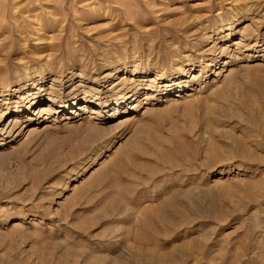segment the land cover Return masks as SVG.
Segmentation results:
<instances>
[{
	"label": "rangeland",
	"instance_id": "1",
	"mask_svg": "<svg viewBox=\"0 0 264 264\" xmlns=\"http://www.w3.org/2000/svg\"><path fill=\"white\" fill-rule=\"evenodd\" d=\"M0 264H264V0H0Z\"/></svg>",
	"mask_w": 264,
	"mask_h": 264
},
{
	"label": "bare ground",
	"instance_id": "2",
	"mask_svg": "<svg viewBox=\"0 0 264 264\" xmlns=\"http://www.w3.org/2000/svg\"><path fill=\"white\" fill-rule=\"evenodd\" d=\"M37 94H38V92H35V93H33V94H32V96H33V95H37ZM37 96H38V95H37ZM124 97H125V95H123V96H122V97H120V98L122 99V98H124ZM31 101H33V99H32V100H30V102H31ZM43 110H44V109H43Z\"/></svg>",
	"mask_w": 264,
	"mask_h": 264
}]
</instances>
